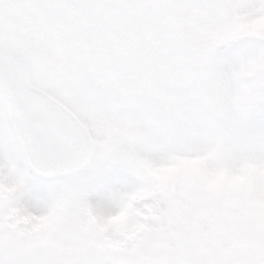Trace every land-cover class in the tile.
Wrapping results in <instances>:
<instances>
[{
    "label": "snow or ice",
    "instance_id": "1",
    "mask_svg": "<svg viewBox=\"0 0 264 264\" xmlns=\"http://www.w3.org/2000/svg\"><path fill=\"white\" fill-rule=\"evenodd\" d=\"M0 264H264V0H0Z\"/></svg>",
    "mask_w": 264,
    "mask_h": 264
}]
</instances>
